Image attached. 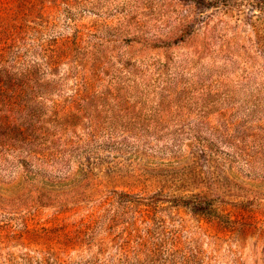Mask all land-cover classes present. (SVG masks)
<instances>
[{"label":"rangeland","instance_id":"rangeland-1","mask_svg":"<svg viewBox=\"0 0 264 264\" xmlns=\"http://www.w3.org/2000/svg\"><path fill=\"white\" fill-rule=\"evenodd\" d=\"M36 1L0 64L57 142L0 153V264H264V0Z\"/></svg>","mask_w":264,"mask_h":264},{"label":"trees","instance_id":"trees-1","mask_svg":"<svg viewBox=\"0 0 264 264\" xmlns=\"http://www.w3.org/2000/svg\"><path fill=\"white\" fill-rule=\"evenodd\" d=\"M42 1V0H37ZM57 3L58 0H50ZM63 4L67 7H71L72 0H62ZM46 3L42 1L41 5ZM33 8L35 4H32ZM43 19V15L39 14ZM30 27L20 28L21 32H29ZM26 35V34H25ZM25 35L14 36L12 31L8 27L0 24V51L13 53V48H17L18 44ZM21 36V37H20ZM10 42V44H9ZM5 45V46H4ZM11 68L15 69L16 64ZM33 77V74L19 73L13 70H4L0 64V153L10 150L15 151L14 158H18L20 164L27 166L33 161H41L50 159L53 156V150L57 142V138L54 135H50V120H47V115L40 112V106L37 103L24 105L18 102L20 96L25 92L24 88L29 77ZM88 86L86 83L85 88ZM87 95V96H86ZM79 95V109H85L89 102V96ZM55 118L60 121L58 114H55ZM59 131L61 134L66 130V124L59 125ZM75 127V125H73ZM60 134V135H61ZM18 153V154H17ZM26 154V157H22ZM193 213L205 214V210L202 209V204L189 207ZM24 262L28 264H64L53 253H45L40 255L37 260L30 258L29 255L23 257ZM36 263H35V262Z\"/></svg>","mask_w":264,"mask_h":264}]
</instances>
